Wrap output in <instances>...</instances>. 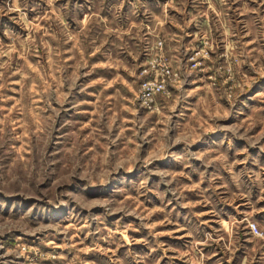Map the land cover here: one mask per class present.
Returning <instances> with one entry per match:
<instances>
[{"label": "rangeland", "instance_id": "1", "mask_svg": "<svg viewBox=\"0 0 264 264\" xmlns=\"http://www.w3.org/2000/svg\"><path fill=\"white\" fill-rule=\"evenodd\" d=\"M163 1L0 0V264H264V0Z\"/></svg>", "mask_w": 264, "mask_h": 264}, {"label": "built area", "instance_id": "2", "mask_svg": "<svg viewBox=\"0 0 264 264\" xmlns=\"http://www.w3.org/2000/svg\"><path fill=\"white\" fill-rule=\"evenodd\" d=\"M160 44V41H157ZM150 75L142 78L137 87L136 99L138 103L143 107H151L154 104V96L163 91L167 79L172 76V70L161 54L154 56V61H150ZM248 229L254 233H259L257 227L253 222L247 224Z\"/></svg>", "mask_w": 264, "mask_h": 264}, {"label": "crops", "instance_id": "3", "mask_svg": "<svg viewBox=\"0 0 264 264\" xmlns=\"http://www.w3.org/2000/svg\"><path fill=\"white\" fill-rule=\"evenodd\" d=\"M170 3L174 4L173 7L176 6L175 4L179 5V7H181V4H183L184 6H187V7H186V10H188L189 5H190V10L193 9V11H195L194 13L197 12V9H196L197 7L200 6V9H199V10H201V9H202V8H201L202 5H207V2H206V4H204V2H201V1H198V0H192V1H190V2H188L187 0H164L162 4H170ZM132 4H134V3H132ZM141 4H143V3H141ZM179 13H180V12H179ZM178 17L182 18V16H180V15H179ZM139 20L142 21L143 19L139 18ZM159 23H160V22H159ZM162 23H167V24H169V23H170V20H169V19L166 20V19L163 18V19H162ZM181 23H189L188 18H187V21H186V22H184V20H183V21H181ZM158 25H160V24H158ZM189 25H191V26H190V29H189V30L186 29L187 32H186V31H184V32H186V33H191L192 23L189 24ZM182 31H183V30H182ZM174 34L180 35V34H182V32L179 33V34L175 32ZM140 35H143V31L141 32ZM174 39H177V38H174ZM141 49H142V48H141Z\"/></svg>", "mask_w": 264, "mask_h": 264}]
</instances>
